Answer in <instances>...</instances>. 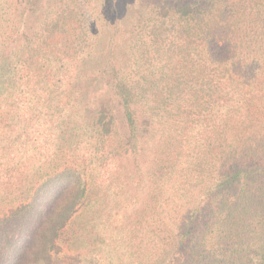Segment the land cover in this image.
<instances>
[{
  "label": "trees",
  "instance_id": "16d2710c",
  "mask_svg": "<svg viewBox=\"0 0 264 264\" xmlns=\"http://www.w3.org/2000/svg\"><path fill=\"white\" fill-rule=\"evenodd\" d=\"M264 264V0H0V264Z\"/></svg>",
  "mask_w": 264,
  "mask_h": 264
},
{
  "label": "rangeland",
  "instance_id": "374dc122",
  "mask_svg": "<svg viewBox=\"0 0 264 264\" xmlns=\"http://www.w3.org/2000/svg\"><path fill=\"white\" fill-rule=\"evenodd\" d=\"M63 264H80V261H73L72 255H66Z\"/></svg>",
  "mask_w": 264,
  "mask_h": 264
}]
</instances>
